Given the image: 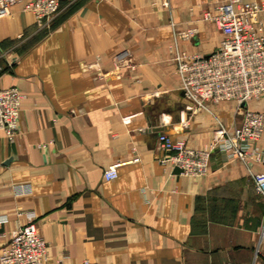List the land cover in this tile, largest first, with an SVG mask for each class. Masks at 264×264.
I'll return each instance as SVG.
<instances>
[{
  "label": "crops",
  "instance_id": "0c3cea01",
  "mask_svg": "<svg viewBox=\"0 0 264 264\" xmlns=\"http://www.w3.org/2000/svg\"><path fill=\"white\" fill-rule=\"evenodd\" d=\"M25 1L0 17V89L24 94L15 139L0 129V248L31 210L43 264H264L250 172L263 165L219 149L203 176L161 161V132L207 148L218 120H242L231 100L193 106L170 49L215 50L222 32L203 14L224 0H63L45 26ZM123 51L134 69L117 68ZM246 107L264 112V95Z\"/></svg>",
  "mask_w": 264,
  "mask_h": 264
},
{
  "label": "built area",
  "instance_id": "2783aa9c",
  "mask_svg": "<svg viewBox=\"0 0 264 264\" xmlns=\"http://www.w3.org/2000/svg\"><path fill=\"white\" fill-rule=\"evenodd\" d=\"M20 0H0V17L11 13ZM63 0H27L25 10L33 14L39 26H45L61 9ZM167 0V4H168ZM264 1L224 0L215 10H206L204 19L212 21L222 32L219 46L207 55L188 54L180 50L177 41L170 46L181 80V89L198 109H209V103L234 100L243 108L240 123L228 128L221 120L207 148H194L183 138H172L161 132L158 140L165 150L161 159L179 169L180 174L203 176L209 169L213 150L219 149L226 160L238 159L248 168L254 163L263 165L260 171L250 170L255 190L264 198V150L259 140L264 134V112L246 107L247 103L264 95V23L260 13ZM184 38L196 34L195 28L180 32ZM117 68L134 69L136 64L127 51L116 57ZM24 94L16 86L0 89V129L10 140L19 131L21 104ZM192 106V107H193ZM116 168L105 171L107 180L117 176ZM18 192L29 187L18 186ZM28 222L12 233L7 244L0 248V264H43L49 245L39 232L33 211H24ZM264 257V220L260 228Z\"/></svg>",
  "mask_w": 264,
  "mask_h": 264
},
{
  "label": "rangeland",
  "instance_id": "374dc122",
  "mask_svg": "<svg viewBox=\"0 0 264 264\" xmlns=\"http://www.w3.org/2000/svg\"><path fill=\"white\" fill-rule=\"evenodd\" d=\"M227 101V100H226ZM231 101H233V102H236V101H234V100H231ZM237 103V102H236Z\"/></svg>",
  "mask_w": 264,
  "mask_h": 264
}]
</instances>
